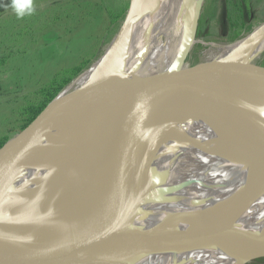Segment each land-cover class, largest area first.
<instances>
[{
  "label": "bare ground",
  "instance_id": "bare-ground-1",
  "mask_svg": "<svg viewBox=\"0 0 264 264\" xmlns=\"http://www.w3.org/2000/svg\"><path fill=\"white\" fill-rule=\"evenodd\" d=\"M205 1L141 0L126 63L119 56L121 27L99 58L0 152L6 159L0 181L10 172L39 170L33 180L66 225L93 230L114 216L120 227L97 243L70 242L48 228L39 196L17 187L9 195L0 193V264H30L25 247L12 235L15 230L28 233L52 261L82 264L86 251L114 253L109 264H120L117 257L131 264H248L263 250L264 168L258 164L264 162V85L218 84L220 91L213 86L223 104L209 110L161 92L206 76L249 73L261 63L264 23L234 43L196 37ZM198 45L205 47L199 64L192 68L186 62L172 84L164 83ZM119 88L125 91L122 101L100 103L96 114L103 122L96 129L103 137L93 140L82 162L71 148L69 129L91 101L110 90L116 95ZM131 89L134 93L127 95ZM153 97L162 110L185 117L175 131L125 128L122 122L131 115L139 118ZM73 108L78 112L58 128L50 151L40 158L28 155L41 131ZM142 140L147 148L137 149ZM133 182L139 187L132 189ZM129 198L128 210L121 212ZM35 204L40 205L32 210ZM173 229L200 238L156 239Z\"/></svg>",
  "mask_w": 264,
  "mask_h": 264
},
{
  "label": "rangeland",
  "instance_id": "rangeland-1",
  "mask_svg": "<svg viewBox=\"0 0 264 264\" xmlns=\"http://www.w3.org/2000/svg\"><path fill=\"white\" fill-rule=\"evenodd\" d=\"M9 3L0 0V144L25 125L29 117L20 108L28 101L41 104L40 92L55 76L70 70L74 80L99 58L120 31L130 0H35V15L24 19L16 18ZM252 5L257 15L253 30L264 23V0ZM211 39L220 40L214 34ZM204 50L198 45L186 62L196 67ZM256 72L264 73V55ZM255 83L263 86L264 78ZM261 258L264 248L248 264H264Z\"/></svg>",
  "mask_w": 264,
  "mask_h": 264
},
{
  "label": "water",
  "instance_id": "water-1",
  "mask_svg": "<svg viewBox=\"0 0 264 264\" xmlns=\"http://www.w3.org/2000/svg\"><path fill=\"white\" fill-rule=\"evenodd\" d=\"M140 2L141 0H130L129 8L126 13L125 20L123 22V26L121 30L122 36H121L120 48H119V56H120V61H122V63H126L128 58L130 57L132 42H133L132 33L139 15ZM203 6L201 7V11ZM201 11L196 22V37H197L199 20L201 17ZM237 40L232 41V43L236 42ZM186 59L187 56L184 55L180 59L177 68L167 78H165L164 83L172 84L176 80L179 70L186 63ZM256 68H254L253 71L249 73L233 72V73L217 74V75L206 76L203 78L190 80L187 82L178 83L163 89L161 92L174 95L178 97L180 100L186 101L193 108L198 106L202 110H209L211 108L223 104L222 100L210 90L213 86L218 84L227 85L230 88L248 86L253 82H257L259 79L264 78V73L256 72ZM80 74L78 76H80ZM112 92L113 91L110 90L108 93H105L102 96L91 101L80 115L78 124H76L77 126L75 127L73 125L69 129V132H71L72 134V140L70 141L71 148L75 152L79 153L78 159H80L82 162H84V160H86L90 156L93 148L91 144L93 140H99L100 137H103L102 136L103 134H100L96 129V125L98 126L103 122L102 115L96 114V112H98L97 111L98 108L99 107L101 108L100 105L102 104L100 103L103 101H110V99L112 101L116 100L118 102L123 100L121 96L122 95L124 96L125 93L124 90L120 88L114 90V93L116 95L113 94V96H112ZM133 93L134 92L131 89L129 93H127V95H131ZM55 98L52 101H50V103L53 102ZM50 103L45 105L44 108H42L40 112H38V114L30 122L25 123V125L22 128H20L13 137H10L2 144H0V152L17 135L22 134L28 128H30L37 121V119L43 113L44 109ZM77 112H78V108H73L68 112L63 113L61 116L57 117L53 121H51L41 131L40 136L38 138L40 139L38 144L36 145V147H34L33 149L27 152L28 155H32L34 157L40 158L42 155L49 152L56 140L58 128L67 119L74 116ZM133 116L131 115L128 119L122 122L124 123L123 125L125 126V128L131 130L134 129V130H153V131L173 132L175 131L178 124L185 119V117L174 115L173 113L166 112L161 108H159L154 102V97L151 98L146 103L144 107V111L139 118ZM76 128H79V131L77 133L75 132ZM74 132L75 134L73 135ZM110 135H112V133ZM244 146L247 147L248 145L243 144L241 147ZM136 148L137 149L140 148V150L147 148L146 141L142 140L138 142L136 144ZM10 153H14V148L11 149ZM245 159L248 160L253 158L249 157ZM238 160L240 161L244 159H238ZM5 161L6 159L4 157L0 159V167ZM258 165L259 167L264 168V162ZM37 174H39V170H33L24 173L10 172L9 174H7L8 176L5 179L0 181V193L9 195L17 187H22L36 193L41 200L40 204L42 205L40 211L42 217L44 218L48 228L55 234L73 243L93 244V243H97L101 239L111 236L122 224V221L112 216L108 221L104 222L101 226L93 230H77L66 225L65 224L66 222L58 215L55 208L51 204L48 195L45 194L44 191H42L40 185L34 182L33 179ZM138 183L139 182H133L132 189L134 188L136 189L137 187H139ZM131 198L124 201L123 205L125 207L120 209L121 212H123L124 210L125 211L128 210V207L131 202L130 200ZM40 204H35V206H32V210L35 209ZM12 235L25 247L30 264H82V263H73V262H64V261H52L51 259L48 258V256H46V254H44L38 248L37 244L33 241V239L28 233L24 231L15 230ZM199 238H200L199 234L192 233L184 229L169 230L157 235L156 237V239L172 240V241L197 240ZM83 254L85 256L83 264L85 262L89 264H109L115 258V254L109 252L99 253V252L86 251ZM261 259H257L256 261ZM115 260H117L120 264L132 263V261L126 257L120 259H118L117 257V259Z\"/></svg>",
  "mask_w": 264,
  "mask_h": 264
},
{
  "label": "trees",
  "instance_id": "trees-1",
  "mask_svg": "<svg viewBox=\"0 0 264 264\" xmlns=\"http://www.w3.org/2000/svg\"><path fill=\"white\" fill-rule=\"evenodd\" d=\"M253 0H210L200 17L197 38L203 41L212 40L216 35L222 41L232 42L240 39L245 33L252 30L253 22L257 18L252 5ZM121 11L119 16L123 15ZM83 69H79L80 73ZM65 71L55 76L52 81L44 87L41 98L44 100L37 105L36 102L28 101L20 108V112L29 118L30 122L44 106L52 101L72 80L73 75ZM78 74V73H77ZM26 122V123H27ZM17 137V136H16Z\"/></svg>",
  "mask_w": 264,
  "mask_h": 264
},
{
  "label": "clouds",
  "instance_id": "clouds-1",
  "mask_svg": "<svg viewBox=\"0 0 264 264\" xmlns=\"http://www.w3.org/2000/svg\"><path fill=\"white\" fill-rule=\"evenodd\" d=\"M17 19L32 17L36 13L35 0H10L7 5Z\"/></svg>",
  "mask_w": 264,
  "mask_h": 264
}]
</instances>
